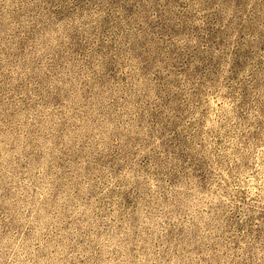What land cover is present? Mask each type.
I'll return each mask as SVG.
<instances>
[{
    "label": "rangeland",
    "instance_id": "1",
    "mask_svg": "<svg viewBox=\"0 0 264 264\" xmlns=\"http://www.w3.org/2000/svg\"><path fill=\"white\" fill-rule=\"evenodd\" d=\"M0 264H264V0H0Z\"/></svg>",
    "mask_w": 264,
    "mask_h": 264
}]
</instances>
